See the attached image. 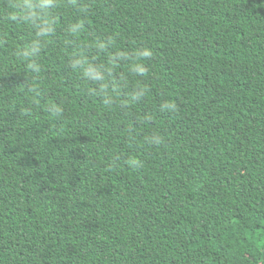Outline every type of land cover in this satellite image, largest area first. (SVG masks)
<instances>
[{
	"label": "trees",
	"instance_id": "1",
	"mask_svg": "<svg viewBox=\"0 0 264 264\" xmlns=\"http://www.w3.org/2000/svg\"><path fill=\"white\" fill-rule=\"evenodd\" d=\"M84 2L73 47L148 45L147 94L88 93L67 67L74 10L34 84L13 55L28 30L0 22V264H264V0Z\"/></svg>",
	"mask_w": 264,
	"mask_h": 264
},
{
	"label": "clouds",
	"instance_id": "2",
	"mask_svg": "<svg viewBox=\"0 0 264 264\" xmlns=\"http://www.w3.org/2000/svg\"><path fill=\"white\" fill-rule=\"evenodd\" d=\"M67 8L74 10L77 18L66 24L65 45L73 50L67 54V67L85 83L89 94L98 96L105 106L118 103V92L125 84L128 87L127 102L141 101L147 94L143 79L147 76L148 61L153 57V51L148 45H141L131 51L121 50L116 45L115 38L109 36L105 40H93L85 48H74L76 38L84 31V20L90 13V6L84 0H6L0 5V22L9 27H22L28 30L27 42L13 49V55L25 65L31 74L34 84L43 70L42 52L53 43L52 37L57 28V12ZM6 34L0 32V46L6 43ZM112 49V51H107ZM106 56L105 62H98L97 57ZM118 62L127 65L126 74L119 79H113V73ZM35 93V87H28ZM162 111H175L176 105L168 99L161 101ZM55 118L64 114L62 105L50 106ZM152 147L164 144V138L158 133H152L145 138Z\"/></svg>",
	"mask_w": 264,
	"mask_h": 264
}]
</instances>
